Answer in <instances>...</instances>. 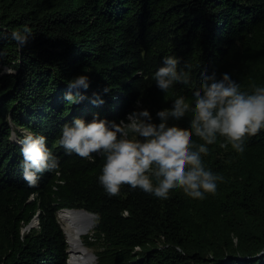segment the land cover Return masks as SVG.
I'll list each match as a JSON object with an SVG mask.
<instances>
[{
	"label": "trees",
	"instance_id": "1",
	"mask_svg": "<svg viewBox=\"0 0 264 264\" xmlns=\"http://www.w3.org/2000/svg\"><path fill=\"white\" fill-rule=\"evenodd\" d=\"M25 23L35 37L20 47L4 33ZM0 49V264H69L58 216L66 207L97 214L87 235L97 264H264V130L243 153L223 147V137L209 145L204 159L225 179L204 199L179 189L160 200L128 184L109 195L98 181L102 157L56 143L77 115L119 120L137 98L153 114L177 96L190 99L191 89L166 92L152 78L168 54L191 66L196 84L205 68L230 72L244 88L264 83V0H0ZM85 70L88 97L67 101L68 81ZM106 84L105 102L92 103ZM189 118L170 124L187 130ZM13 131L45 133L60 169L29 184Z\"/></svg>",
	"mask_w": 264,
	"mask_h": 264
},
{
	"label": "clouds",
	"instance_id": "2",
	"mask_svg": "<svg viewBox=\"0 0 264 264\" xmlns=\"http://www.w3.org/2000/svg\"><path fill=\"white\" fill-rule=\"evenodd\" d=\"M4 35L25 47L35 32L25 23ZM5 55L6 50L0 49V58ZM4 70L14 73L16 68L9 64ZM191 71L178 55H165L152 73L156 86L166 92L175 85L189 88L190 99L177 96L153 114L150 107L143 106L142 98H137V106L119 120L102 116L99 111L91 119L77 115L62 124L56 143L68 154L76 153L92 161L102 157L98 181L109 195L118 194L121 186L128 184L160 200L179 189L192 198H206L225 179L204 159L210 152L209 145L223 137V147L231 144L243 153L248 138L264 130V83L253 82L244 88L230 72L205 68L196 84L189 78ZM90 86L88 71L80 72L68 81L65 99L72 103L84 100L88 93L81 90ZM111 90L110 84L94 90L91 102L103 104V93ZM186 115L190 116L187 130L170 124ZM10 138L22 145L19 166L29 184H37L45 172L60 169L61 157L49 146L45 133L28 131L17 138L13 131Z\"/></svg>",
	"mask_w": 264,
	"mask_h": 264
},
{
	"label": "bare ground",
	"instance_id": "3",
	"mask_svg": "<svg viewBox=\"0 0 264 264\" xmlns=\"http://www.w3.org/2000/svg\"><path fill=\"white\" fill-rule=\"evenodd\" d=\"M59 217L64 225L70 244L71 264H95L97 257L88 248L84 236L89 234L94 226V219L85 220L82 216L70 210H60Z\"/></svg>",
	"mask_w": 264,
	"mask_h": 264
},
{
	"label": "water",
	"instance_id": "4",
	"mask_svg": "<svg viewBox=\"0 0 264 264\" xmlns=\"http://www.w3.org/2000/svg\"><path fill=\"white\" fill-rule=\"evenodd\" d=\"M60 210H70V211H74L75 213L79 214L80 216H82L85 220H89V219H93L95 217V219L93 220L94 221V226H95V220H96V216L97 214L93 211H90L86 208H73V207H66V208H62ZM59 210V212H60ZM59 212H58V216H59ZM39 222V215H36L34 221H32L28 227H32L34 226L35 224H37ZM63 227V225H62ZM64 229V227H63ZM70 251V250H69ZM94 253V252H93ZM95 256L97 257V254L94 253Z\"/></svg>",
	"mask_w": 264,
	"mask_h": 264
},
{
	"label": "rangeland",
	"instance_id": "5",
	"mask_svg": "<svg viewBox=\"0 0 264 264\" xmlns=\"http://www.w3.org/2000/svg\"><path fill=\"white\" fill-rule=\"evenodd\" d=\"M23 131H25V130H23ZM60 221H61V219H60ZM61 223H62V221H61ZM62 224H63V223H62ZM63 226H64V225H63ZM87 235H88V234H86V235L84 236V240H85V242H86V245H87V239H88V238H87ZM67 239H68V238H67ZM68 241H69V240H68ZM88 246H89V245H88ZM88 248H89L92 252L96 253V249H97L96 246H89ZM69 250H70V248H69ZM70 256H71V254H70ZM69 258H70V257H69ZM69 264H71V263H70V259H69ZM95 264H97V259H96V261H95Z\"/></svg>",
	"mask_w": 264,
	"mask_h": 264
}]
</instances>
